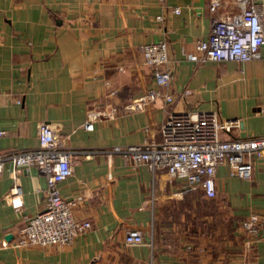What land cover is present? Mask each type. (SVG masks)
Listing matches in <instances>:
<instances>
[{
    "label": "crops",
    "instance_id": "0c3cea01",
    "mask_svg": "<svg viewBox=\"0 0 264 264\" xmlns=\"http://www.w3.org/2000/svg\"><path fill=\"white\" fill-rule=\"evenodd\" d=\"M228 1L216 13L239 11ZM212 24L208 0H0V153L35 147L40 124L49 123L73 150L72 173L59 190L77 200L75 216L91 222L69 245L14 246L24 216L43 208L46 178L5 159L0 264H264V230L254 236L241 227L264 215V157L253 159L249 178L217 166L216 195L207 197L164 169L108 152L159 140L171 111L240 119L222 138L264 134V45L255 58L201 61L195 44L208 39ZM160 39L173 102L135 107L134 98L156 86L138 47ZM15 178L18 210L7 199ZM133 226L143 242L127 244Z\"/></svg>",
    "mask_w": 264,
    "mask_h": 264
},
{
    "label": "built area",
    "instance_id": "2783aa9c",
    "mask_svg": "<svg viewBox=\"0 0 264 264\" xmlns=\"http://www.w3.org/2000/svg\"><path fill=\"white\" fill-rule=\"evenodd\" d=\"M163 2L164 0H158ZM239 6L238 12L216 11L222 0H208L212 11V28L208 39L197 40L199 60L226 58L250 59L259 56L264 45V6L256 0H229ZM173 12H179L177 7ZM161 19L160 15L156 16ZM144 64L150 69L155 87L148 88L133 100L135 107L146 104L165 107L173 102L171 73L165 67L167 41L145 42L139 45ZM185 88L183 93H189ZM20 102V99H16ZM94 113L83 123L93 126ZM238 118H220L214 110L171 111L158 127L160 139L131 144H115L108 152L117 153L133 164L146 163L151 170L164 169L170 177L182 178L186 190L201 189L207 197L216 195L215 172L224 165L229 176L249 178L254 158L264 157V134L222 138L220 130L240 126ZM5 130L0 127V136ZM73 150L66 147L63 137L56 134L49 123L38 129V144L32 148L12 149L0 153V175L5 159L14 169L33 166L46 178L43 208L33 215H25L14 246L69 245L75 236L91 226L88 219L74 214L75 198L64 197L59 183L72 173ZM7 199L11 207L23 206L22 192L16 178ZM241 227L251 235L264 230V215H252L241 221ZM127 244L143 242L141 228H128L124 236Z\"/></svg>",
    "mask_w": 264,
    "mask_h": 264
},
{
    "label": "rangeland",
    "instance_id": "374dc122",
    "mask_svg": "<svg viewBox=\"0 0 264 264\" xmlns=\"http://www.w3.org/2000/svg\"><path fill=\"white\" fill-rule=\"evenodd\" d=\"M223 130H220V135H221V132H222Z\"/></svg>",
    "mask_w": 264,
    "mask_h": 264
}]
</instances>
